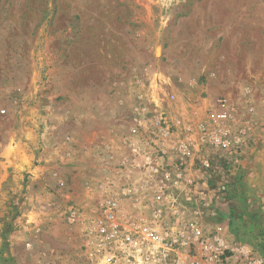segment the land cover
<instances>
[{
	"label": "rangeland",
	"instance_id": "1",
	"mask_svg": "<svg viewBox=\"0 0 264 264\" xmlns=\"http://www.w3.org/2000/svg\"><path fill=\"white\" fill-rule=\"evenodd\" d=\"M204 96L227 100L234 128H247L249 96L264 107V0H0V264H96V206L118 200L124 224L152 217L127 192L138 179L123 141L179 117L165 104ZM233 180L201 219L264 260Z\"/></svg>",
	"mask_w": 264,
	"mask_h": 264
},
{
	"label": "built area",
	"instance_id": "2",
	"mask_svg": "<svg viewBox=\"0 0 264 264\" xmlns=\"http://www.w3.org/2000/svg\"><path fill=\"white\" fill-rule=\"evenodd\" d=\"M177 100L172 95L169 102ZM183 111L176 119H148L123 141L136 154L134 177L146 181L144 190L137 183L127 192L135 209L152 217L124 224L118 200L96 206L100 213L87 232L88 244L97 245L96 264H264L255 249L230 240L223 224L209 228L201 219L231 197L232 168L242 164L256 129L232 127L226 99Z\"/></svg>",
	"mask_w": 264,
	"mask_h": 264
},
{
	"label": "crops",
	"instance_id": "3",
	"mask_svg": "<svg viewBox=\"0 0 264 264\" xmlns=\"http://www.w3.org/2000/svg\"><path fill=\"white\" fill-rule=\"evenodd\" d=\"M174 79V78H173ZM185 78H181L182 83ZM176 84L181 85L176 81ZM165 92H171V87L166 86ZM204 94V93H203ZM208 96H204L205 99L201 100L198 105H202ZM252 97L249 96L248 109H247V127L254 128L255 139L247 150V160L243 161L241 171L235 170L232 172L230 179H234V186L232 187L233 198L229 199L230 203L236 209L240 207L245 213L247 212V223L254 222L259 223V226L264 228V130L259 129L256 124H264V107L253 106ZM250 104V105H249ZM185 111L191 112L194 105L189 104L188 100L182 99L180 105H164V108L170 114L176 113L175 109L183 106ZM258 107V108H257ZM179 113V111H178ZM177 115V113H176ZM173 116V115H172ZM238 169V168H237ZM140 184L141 190H144L146 181L142 178H137ZM179 204H183L180 202ZM232 207V208H233ZM234 210V209H233ZM231 211V207L226 211ZM168 216H175L178 212L169 211ZM226 214V213H225ZM225 216H228L227 214Z\"/></svg>",
	"mask_w": 264,
	"mask_h": 264
}]
</instances>
